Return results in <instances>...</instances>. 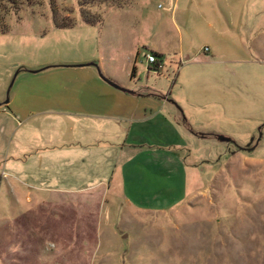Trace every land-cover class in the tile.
Returning a JSON list of instances; mask_svg holds the SVG:
<instances>
[{"label":"rangeland","instance_id":"rangeland-1","mask_svg":"<svg viewBox=\"0 0 264 264\" xmlns=\"http://www.w3.org/2000/svg\"><path fill=\"white\" fill-rule=\"evenodd\" d=\"M173 2L19 0L13 8L0 0L1 99L8 100L15 90L16 98L23 96L29 82L66 92L74 78L68 70L89 60L98 76L153 90L132 94L135 98L118 94L122 104L165 97L181 109L183 127L188 128L182 117L191 114L193 132L191 140L174 145L165 125L143 129L150 149L179 150V157L191 163L187 194L176 205L137 208L113 191L114 197L95 206H32L0 222V260L5 264H264V0H177L175 8ZM81 14L99 21L85 22ZM66 21L70 25L57 26ZM221 22L227 23L226 41L218 38ZM153 48L161 52L159 58ZM147 53L158 61L156 69ZM39 62L56 64L46 68L54 71L50 77L34 78L37 71L29 69ZM23 66L28 70L20 74L17 69ZM65 112L39 111L16 138L27 148L19 155L28 162L21 176L42 186V196L55 199L82 196L86 191L80 184L90 176L88 168L80 173V160L72 154L52 157L54 164L43 167L47 154L68 146L44 141L61 136L62 116L90 123L89 115ZM25 118L14 117L18 122ZM50 123L53 129L45 126ZM157 128L162 136L152 132ZM77 133L92 135L86 128ZM145 145L140 147L144 153L149 150ZM167 173L157 175H162L158 186L164 189ZM48 186L55 189L46 190ZM2 212L11 213L0 208ZM97 212L100 219L94 221Z\"/></svg>","mask_w":264,"mask_h":264},{"label":"crops","instance_id":"crops-1","mask_svg":"<svg viewBox=\"0 0 264 264\" xmlns=\"http://www.w3.org/2000/svg\"><path fill=\"white\" fill-rule=\"evenodd\" d=\"M176 4L177 0H174L173 8L176 7ZM219 26L218 38L220 41H226L225 37L229 35L227 23L221 22ZM234 30L238 31V28L236 27ZM179 32L182 38V32ZM231 35L235 36V39L241 38L232 33ZM153 49L160 52L156 48ZM179 54L184 55L182 49H179ZM55 65L39 62L29 71H37V75H34L37 77L34 78L43 80L42 78L50 77V74L54 72L52 69L46 68ZM76 65L82 66L68 70L74 78L69 80L71 84L67 86L66 92H62V90L53 92V88L51 90L49 87L54 85L43 83L37 87L29 82V85L23 88L27 91L23 93V96L16 98L15 90L8 100L0 98V208L2 211L7 209L11 211L8 215L3 214L4 212L0 213V222L20 216L21 213L28 211L30 207L35 205L62 206L72 209L74 207L95 206L96 203L99 204L101 199L112 198L113 191H120V197L132 206L160 210L173 207L187 194L189 183L187 184L185 177L191 175V169H187L191 163L187 164L183 161V156L182 158L179 157V150H166L169 148H165L159 151L155 148L150 149V146L153 145L146 142L143 129L150 126L161 128L162 125H165L173 133L169 144L173 142L174 145L185 144L187 139L191 140L192 131L188 125L191 123V114L186 112V116L184 115L181 119L185 121L188 127L185 128L179 120L181 109L179 108V111L172 105V102L164 101L165 97L161 99L145 97V101L137 105L122 104L117 98L118 94L135 98L137 95L132 94L151 93L153 90L144 86V88H141L142 86L138 88L122 86L111 80L112 78L107 74L105 77L99 72L100 78L95 71V65L89 60H81ZM26 70L28 69L25 66L17 69L20 74H25L22 72ZM104 78H109L108 80L115 83L117 87L111 85ZM120 90L127 91V93ZM163 107L167 110L166 113L161 111ZM47 110H62L66 111L65 114L70 111H77L89 115L87 116V119L90 120L88 124L75 123L74 118H68L69 114L62 116V134L58 140L49 138V136L44 139L47 145L52 142L57 143V141L68 144L62 152H50L46 155L44 169L54 164L51 161L52 157L58 159L63 156L67 157L69 154L79 158L80 173L86 174L88 168L90 176L86 175L87 178L83 180L85 183L80 184L83 187L81 190L86 192L80 197L55 199L49 195L42 196L39 192L42 190V186L31 183L21 176L24 173V165L28 162L19 160V155L27 148L24 147L23 143L17 141V135L21 128L26 129L32 125V115ZM19 115L26 117L23 122L21 121L22 123L14 119ZM45 126L53 129L51 123ZM85 128L91 129L92 135L78 136L77 131H84ZM158 130L157 128L152 132L162 136L163 133ZM140 131H143V134H139ZM119 132L121 134H118ZM146 134L148 135V133ZM147 144L149 150L144 153L140 147L144 148L143 145L147 146ZM187 150L189 151V148ZM70 157L72 156H69V159ZM148 169L153 170V172L150 170L147 173L146 170ZM166 171H168V176H166L169 182L166 185L168 189H164L162 185L158 186L162 175L158 177L157 175L164 172L166 174ZM151 174L156 175V177L148 178L147 175ZM51 188L55 189V187ZM51 188L48 186L46 190H51ZM173 190L177 191V195H173ZM30 193H33L32 196ZM75 211V213H80L76 209ZM97 213L94 221L100 219V213ZM94 228L96 232L99 231L98 224H95ZM97 236L100 234L98 233ZM0 264L5 263L0 260Z\"/></svg>","mask_w":264,"mask_h":264},{"label":"trees","instance_id":"trees-1","mask_svg":"<svg viewBox=\"0 0 264 264\" xmlns=\"http://www.w3.org/2000/svg\"><path fill=\"white\" fill-rule=\"evenodd\" d=\"M5 1H7V3L9 5H11L13 8H15L17 6L16 3H18L19 0H5ZM78 1H79L80 4L91 3V2H98V3L99 2H105V3H110V4H117L120 0H78ZM81 18H82L83 21L88 22V23H91V22H94V21H99L97 16L87 17V16L81 14ZM68 25H70V23L67 24V21H66L65 23H61V25H57V26H68ZM0 31H2V27L1 26H0ZM152 53H154L159 58V56H160L159 52H157L155 50H152ZM152 62H153L152 68L156 69V67L158 66V61L154 60ZM133 71H134V66H132L130 74H132Z\"/></svg>","mask_w":264,"mask_h":264},{"label":"water","instance_id":"water-1","mask_svg":"<svg viewBox=\"0 0 264 264\" xmlns=\"http://www.w3.org/2000/svg\"><path fill=\"white\" fill-rule=\"evenodd\" d=\"M104 79L107 80L111 85L117 87V85L115 83H113L112 81H110V80H108L106 78H104ZM217 138H219L221 140H227V139H229L227 136H224V135H221V134H217Z\"/></svg>","mask_w":264,"mask_h":264},{"label":"built area","instance_id":"built-area-1","mask_svg":"<svg viewBox=\"0 0 264 264\" xmlns=\"http://www.w3.org/2000/svg\"><path fill=\"white\" fill-rule=\"evenodd\" d=\"M204 49H206V46H204ZM146 59H147V61H154L155 60V57H154V55L152 54V53H147L146 54Z\"/></svg>","mask_w":264,"mask_h":264}]
</instances>
